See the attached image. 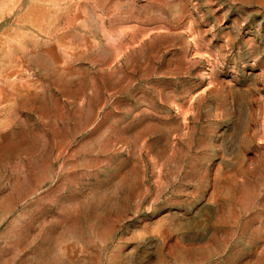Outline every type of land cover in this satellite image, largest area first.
<instances>
[{
	"label": "rangeland",
	"instance_id": "374dc122",
	"mask_svg": "<svg viewBox=\"0 0 264 264\" xmlns=\"http://www.w3.org/2000/svg\"><path fill=\"white\" fill-rule=\"evenodd\" d=\"M0 264H264V0H0Z\"/></svg>",
	"mask_w": 264,
	"mask_h": 264
}]
</instances>
